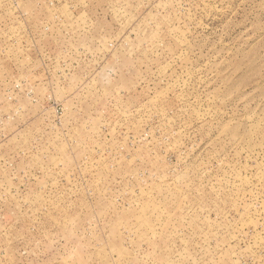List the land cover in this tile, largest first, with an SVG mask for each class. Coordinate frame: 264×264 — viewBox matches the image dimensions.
Instances as JSON below:
<instances>
[{
  "label": "rangeland",
  "instance_id": "rangeland-1",
  "mask_svg": "<svg viewBox=\"0 0 264 264\" xmlns=\"http://www.w3.org/2000/svg\"><path fill=\"white\" fill-rule=\"evenodd\" d=\"M0 264H264V0H0Z\"/></svg>",
  "mask_w": 264,
  "mask_h": 264
}]
</instances>
